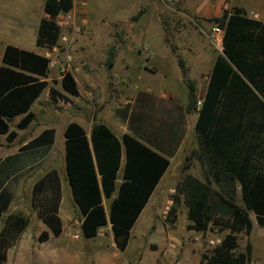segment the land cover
I'll use <instances>...</instances> for the list:
<instances>
[{"label": "rangeland", "instance_id": "obj_1", "mask_svg": "<svg viewBox=\"0 0 264 264\" xmlns=\"http://www.w3.org/2000/svg\"><path fill=\"white\" fill-rule=\"evenodd\" d=\"M4 1L12 9L18 8L16 2L0 0V9ZM135 1L72 0L70 11L62 14L70 15L78 30L72 32L69 22L59 29L69 44V61L62 52L65 43L60 40L55 51L52 47L35 48L48 54L52 62L48 85L50 79L57 81L63 71H69L76 80L79 96L67 97L73 102L69 105L51 101L46 90L42 91L39 102L30 107L35 112V122L18 130L15 128L18 118H15L9 123L17 133L11 146L3 136L0 138V159L5 153H16V159L9 163L18 171L7 185L12 199L0 226L8 214L23 215L30 220L25 232L7 250L3 264H199L201 256L226 234L219 231L220 227H211L204 233L191 229L182 195H178L177 203L172 197L177 195L185 175L203 181L202 165L194 154V123L213 61L221 54L208 39L214 24L195 14L199 0ZM82 2L85 7L81 6ZM226 2L225 9L240 5L247 17L264 22V0ZM31 10L34 16L43 14L41 7L32 6ZM138 10L143 13L133 19ZM81 18L84 24H80ZM238 22V16L227 20L228 34ZM224 33L223 28V41ZM34 37L33 28L20 31L0 28V54L5 44L14 43V38L23 49H33ZM223 46L222 43L221 50ZM110 49L112 66L108 68L106 59ZM189 85L193 88L194 106H189L187 99ZM54 87L60 89L58 83ZM239 115H228L212 129L223 155L230 161L238 160L255 133L264 132L263 118ZM71 120L80 121L85 128L102 123L118 139L123 133L137 132L148 146L159 142L165 152L169 151V165L132 226L128 245L122 252L115 249L108 225L93 238L81 236V216L71 200L63 172L62 129ZM43 127L54 128L53 144L49 148L17 153L21 141ZM260 138L263 143L260 149L264 151V133ZM262 164L260 170L264 174V159ZM50 170L62 177L57 210L61 233L57 237L49 233L48 239L40 243L31 186ZM209 187L217 190L213 182ZM233 196L235 203L241 205L238 185L234 186ZM107 203L102 200L105 209ZM249 220L250 231L236 235V251L243 254L249 245L246 264H264V226L257 223L252 213Z\"/></svg>", "mask_w": 264, "mask_h": 264}, {"label": "trees", "instance_id": "obj_2", "mask_svg": "<svg viewBox=\"0 0 264 264\" xmlns=\"http://www.w3.org/2000/svg\"><path fill=\"white\" fill-rule=\"evenodd\" d=\"M71 7L72 0H44L45 17L39 20L34 40L37 48H50L57 43L59 29L53 18L70 11ZM142 13L143 10H138L133 19ZM229 14L239 17L230 34L225 26L226 20L231 18ZM205 20L222 29L225 27V39H222L221 54L213 61L196 110L194 154L202 165L203 181L185 175L177 195L172 197L177 203L178 195H182L192 222L191 229L204 233L211 227H220L219 231H226L219 244L201 256L199 264H246L250 247L246 245L243 254L237 252L236 235L250 231V213L259 225L264 226V174L260 170L264 159L260 137L264 132L255 133L238 160L230 161L223 155L212 129L228 115L243 114L264 119V22L247 17L239 7L222 9L218 17ZM107 54L106 67L110 68L113 50H108ZM48 73L46 57L9 44L3 47L0 55V136L4 135L7 143L16 136V132L9 129L10 121L19 117L15 128L25 129L34 119L30 106L45 88L51 101L68 102L64 93L78 96L69 71L60 74L59 85L64 93L48 86ZM51 82L55 83L53 79ZM187 99L189 106H194L190 85ZM170 134L172 137V130ZM62 136L65 180L81 216V236L93 238L108 225L115 249L124 251L132 226L169 165V151L165 152L159 142H151L148 146L137 132L123 133L118 139L102 123H93L87 137L79 125L70 122L64 127ZM53 140L54 129L47 128L17 150L20 153L49 148ZM144 140L147 142L148 139ZM13 157L6 158L4 164L0 162V168ZM119 171L120 182L116 185ZM1 172L0 169V219L12 199L5 184L10 174ZM210 182L217 190L210 189ZM236 185L241 205L234 200ZM103 199L108 201L106 209ZM59 200V178L54 170H50L31 188L32 206L46 228L37 236L40 243L48 239L49 233L53 237L61 233L57 214ZM169 213H173V208ZM27 224L26 216H5L0 226V264L6 261L7 250Z\"/></svg>", "mask_w": 264, "mask_h": 264}, {"label": "crops", "instance_id": "obj_3", "mask_svg": "<svg viewBox=\"0 0 264 264\" xmlns=\"http://www.w3.org/2000/svg\"><path fill=\"white\" fill-rule=\"evenodd\" d=\"M10 1H12V2H16V5L18 6V8H16V9H12V7H10V3L8 2V1H4L3 2V6H2V8L0 9V25H2L0 28L2 29V30H16V31H20V30H24V29H29V28H33L34 29V31H35V34H36V29H37V25H38V23H39V20L41 19V18H43V10H42V13L43 14H41V15H38V16H34L33 14H32V6L34 7V6H36V7H43V2H44V0H10ZM30 1V2H29ZM117 1H119V0H117ZM135 1V0H134ZM133 3V2H132ZM135 4H136V1L133 3V6H135ZM226 5H227V2H226V0H199L198 2H197V6L195 7V9H194V11H195V14L197 15V16H199V17H202V18H204V19H208V18H214V17H218L219 15H220V13H221V11H222V9H225V7H226ZM20 6H22V7H20ZM233 7H239V8H242L240 5H232ZM243 9V8H242ZM22 16H23V18H22ZM229 16H231L230 14L228 15V17ZM25 17H26V19H25ZM228 19V18H227ZM226 22H227V20H226ZM29 26V27H25V26ZM214 25H216V24H214ZM32 26V27H31ZM213 26V25H212ZM211 26V27H212ZM225 26H226V24H225ZM225 28V27H224ZM34 40H35V37H34ZM9 45H12V46H15V47H17V48H20V49H23L22 47H20L21 45H20V43H18V41H17V39H15L14 38V43H8ZM6 45V44H5ZM4 45V46H5ZM35 46V45H34ZM35 48H37L36 46L33 48V49H30V48H28V49H24V50H27V51H31V52H34V53H36V54H38V55H41V56H44L45 57V54H43V53H41V52H37L36 50H35ZM1 55V54H0ZM72 75V74H71ZM72 77H73V79H74V81H75V83H76V80H75V78H74V76L72 75ZM59 79H60V76H59V78H58V80L57 81H55V83H58L59 84ZM46 81H47V83L49 82V79H48V77H47V79H46ZM50 82H51V79H50ZM55 83H52L51 82V84L50 85H48V86H53L54 87V84ZM59 87H60V85H59ZM76 87H77V85H76ZM55 88V87H54ZM56 89V88H55ZM44 90H46V92H47V88H45ZM43 90V91H44ZM56 90H58V89H56ZM77 90H78V88H77ZM59 92H61V93H64L63 91H62V89L60 88L59 90H58ZM65 94V96L66 97H72V96H69L68 94H66V93H64ZM47 96H48V93H47ZM78 96H79V91H78ZM77 96V97H78ZM49 98V97H48ZM58 101V100H57ZM60 101V100H59ZM39 102V99H38V97L33 101V103L31 104V106L30 107H32V105L33 106H35L37 103ZM63 102V101H62ZM68 103H69V105H71L73 102L71 101V102H69L68 101ZM33 114H34V119L28 124V125H30L31 123H34L35 122V119H36V116H35V112L33 111V110H30ZM15 118H18L19 119V117H15ZM15 118H13V119H15ZM12 119V120H13ZM18 121V120H17ZM70 122H74V123H76L77 125H79L83 130H84V132H85V135L88 137L89 136V133H90V130H91V125L88 127V128H85L84 127V125H82V123L80 122V121H78V120H71V121H68L66 124H65V126L68 124V123H70ZM16 124V123H15ZM37 124V123H36ZM35 126H37V125H35ZM64 126V127H65ZM64 127H63V129H64ZM47 128H53V127H43V128H41V129H39L37 132H34V131H32V132H34L32 135L31 134H28L27 136H26V138L24 139V140H22L21 141V145L20 146H22L23 144H25L27 141H29V140H31L33 137H35L36 135H38L42 130H44V129H47ZM9 129L10 130H12L10 127H9ZM54 129V128H53ZM63 129H62V133H63ZM16 132V131H15ZM31 132V133H32ZM54 133H55V131H54ZM3 136V139L5 140V138H4V135H2ZM16 136H17V133H16ZM15 136V137H16ZM0 138H1V136H0ZM15 139V138H14ZM13 139V140H14ZM13 140L11 141V142H9V143H7V145L8 146H11V143L13 142ZM54 141V140H53ZM63 141H64V138H63ZM62 152H63V156H64V146H63V150H62ZM18 153V152H17ZM11 156H15V157H13L12 159H10V160H15L16 159V153L14 154V153H5L3 156H2V158L0 159V162H1V164L3 163L4 164V160L6 159V158H8V157H11ZM9 160V161H10ZM9 161H8V163H6L5 164V166H3V167H1L0 169H1V173L3 174H10L9 175V177H8V179H7V181H6V187L8 188V183H9V181L13 178V176H15L16 174H17V168L15 167V166H13L12 165V163L10 162L9 163ZM0 164V165H1ZM63 172H64V162H63ZM119 173V172H118ZM118 175V174H117ZM59 178V184H60V186H61V181H62V177L60 176V177H58ZM64 179H65V174H64ZM120 182V181H119ZM118 182V183H119ZM65 183H66V186L68 187V185H67V182H66V180H65ZM118 183H117V177H116V180H115V184L116 185H118ZM158 184V183H157ZM31 188H32V186H31ZM9 189V188H8ZM69 189V188H68ZM155 189V188H154ZM10 191V190H9ZM11 192V191H10ZM70 197H71V195H70ZM72 200V199H71ZM73 202V201H72ZM10 205V204H9ZM7 209H9V206H8V208ZM35 223H37L36 224V227L38 228V234H39V232H41V231H43V230H46V228H45V226L42 224V222L37 218V220H36V222ZM29 224H30V220L28 219V224H27V226H29ZM27 226L24 228V230L21 232V234L20 235H22L24 232H25V230H26V228H27ZM37 234V235H38ZM50 237V236H49Z\"/></svg>", "mask_w": 264, "mask_h": 264}, {"label": "built area", "instance_id": "obj_4", "mask_svg": "<svg viewBox=\"0 0 264 264\" xmlns=\"http://www.w3.org/2000/svg\"><path fill=\"white\" fill-rule=\"evenodd\" d=\"M81 6L82 7H85V3L82 2L81 3ZM64 14V13H63ZM62 13H59L57 14L54 18H53V22L55 24V26L60 29L62 27H64L65 25H67V22H69L71 24V30L72 32H76L78 30V26L75 25L72 17L70 15H66V16H63ZM85 23V20L84 18H81L80 20V24H84ZM209 42L211 43V45L217 49L218 51H221V46H222V39H223V29L220 28L218 25H213L211 28H210V31H209ZM61 41V43H65L64 45V49H63V53L65 55V59L67 61H69V56L67 54V48H68V43L67 42V39L64 35V33H61L59 34V38H58V41ZM53 51H55L56 49L58 50L59 48H57V46H52L51 48ZM45 57L48 59V68L49 66H52V62L49 60V56L48 54L45 53Z\"/></svg>", "mask_w": 264, "mask_h": 264}]
</instances>
